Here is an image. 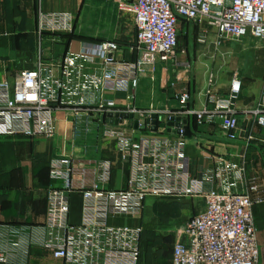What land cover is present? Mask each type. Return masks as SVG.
Here are the masks:
<instances>
[{"label": "built area", "instance_id": "2783aa9c", "mask_svg": "<svg viewBox=\"0 0 264 264\" xmlns=\"http://www.w3.org/2000/svg\"><path fill=\"white\" fill-rule=\"evenodd\" d=\"M115 2L118 10L133 17L136 36L130 50L136 52L135 62L116 58V42L87 43L61 62V75L53 73L51 63L39 60L31 69L15 74L12 81L0 80V137H43L51 141L56 133L54 112L65 110L88 120L101 140L114 142L127 172L125 186L112 190L107 188L110 161L51 158L49 177L54 184L46 192L44 234L39 245L65 264H139L142 228L108 226L107 218L138 217L149 197L203 199L204 211L177 231L173 264H258L252 216L257 202L239 191L244 183V166L227 154L210 153V145L196 137V147L213 165L193 177L186 154L189 139L184 135L182 120L195 117L198 125L219 120L227 138L250 145L255 141L252 127L264 128V84L258 105L245 112L244 128L239 127L237 118L241 82L236 74L226 97L214 91L215 80L210 75L205 90L209 106L198 112L187 108V90L177 96V109L120 106L109 96L132 94L142 76L153 75L157 63L170 69L177 81L187 82L191 64L178 59L176 53L185 24L204 23L213 29L216 48L244 41L259 46L264 42V0ZM72 23L70 14H38L40 34L71 33ZM206 37L203 33L199 43L203 44ZM180 54L185 56L186 51ZM170 122L174 125L168 126ZM72 193H78L84 202L79 225L69 221ZM4 263L6 259L0 255V264Z\"/></svg>", "mask_w": 264, "mask_h": 264}, {"label": "crops", "instance_id": "0c3cea01", "mask_svg": "<svg viewBox=\"0 0 264 264\" xmlns=\"http://www.w3.org/2000/svg\"><path fill=\"white\" fill-rule=\"evenodd\" d=\"M41 11L70 14L73 18L72 32L40 34L38 14ZM203 33L207 37L201 44L199 38ZM135 36L132 15L118 10L115 0H0V80L12 81L15 74L31 69L39 60L51 63L53 73L61 75V62L68 55L81 51L87 43L116 42L119 45L116 58L126 63L135 62L136 52L130 50L134 47ZM245 42L250 45L248 41ZM226 44L219 48L222 49ZM205 47H215L214 30L207 28L204 23L185 24L178 39L177 54L180 56L181 51L185 50L192 60L187 82L177 81L170 69L157 63L153 75L142 76L139 87L132 94L118 92L109 97L120 106L129 105L141 110L177 109V95L187 90V108L198 112L209 106L205 96L208 77L213 75L214 91L226 97L236 74L241 82L236 100L237 118L239 127L244 128L245 112L258 105L264 84V42L253 51L250 77L243 79V70L239 67L231 77L222 79L220 86L216 82L218 76L202 62V58L206 57L205 52H202ZM202 65L207 69L205 73L202 72ZM54 116L56 133L51 141L43 137H0V255L6 259L4 264H65L39 245L44 234L42 227L46 218V192L54 184L49 177V158L53 152L56 151L58 156L110 161L111 180L107 188L117 190L125 186L127 172L120 163L114 142H105L106 145L99 150L86 144L76 145L72 140L75 139L72 131L76 129V124L85 125L87 129L95 126L65 110L55 111ZM220 125L219 120L211 125H198L195 117L187 119L190 137L186 154L191 174L198 177L203 170L213 165L206 153L196 147V137L210 145V153L227 154L244 166V183L239 191L257 202L252 207V216L259 250L258 264H264V128L254 125L255 141L246 145L239 139L233 141L227 138ZM141 133L146 134L145 131ZM253 186L258 188L252 191ZM150 198L144 201V209L151 207ZM192 200H170L171 206L176 209V219L180 221L177 224L183 225L192 216L204 211L203 199H200L202 204ZM83 208L82 197L78 193L70 194V223H82ZM144 209L138 217L111 215L106 224L142 228L139 264H171L174 236L156 234L151 229L150 212ZM121 219L138 220V223L133 226L117 224ZM162 222V227L173 226L168 219Z\"/></svg>", "mask_w": 264, "mask_h": 264}, {"label": "rangeland", "instance_id": "374dc122", "mask_svg": "<svg viewBox=\"0 0 264 264\" xmlns=\"http://www.w3.org/2000/svg\"><path fill=\"white\" fill-rule=\"evenodd\" d=\"M255 50V47L253 45H248L245 41L243 43H231L226 44L222 49L221 48H208L205 47V49H202V52H205L206 57L202 58V62L206 64L209 67L210 72L215 73L216 76H218V80L216 82L218 83V86L221 85L222 79H226L228 77H231V75L240 67L242 71V77L243 79H248L250 77V68L252 65V56L253 51ZM177 53V52H176ZM178 59L186 60L190 64L192 63L189 55L186 52L185 56H178ZM202 72L205 73L207 70L206 67L202 65ZM197 85H199L196 82ZM197 85H194L197 86ZM203 87V86H202ZM182 94V93H181ZM177 96H180L177 95ZM77 127L72 131V135L75 139V144H82V145H88L93 147L94 149L99 150V148H103L106 143L105 141L101 140L98 135V130L96 128H89L87 129L86 126H81V124H76ZM95 129V130H94ZM72 143V142H71ZM51 154L50 160L53 157H57L58 155ZM152 200L151 207H145L146 212H150L149 218L151 222V229L155 230L156 234L162 233L164 236H174V240L172 242V259L171 264H173V254L175 249V238L178 229L182 224H177L178 221L176 219L175 215V207L171 206L170 200H178V199H169V198H150ZM191 201V200H190ZM193 202H196L197 204H202V201L200 199H194ZM183 202V201H182ZM168 219V222H172V225H169L168 227H162V221ZM138 223V220H127V219H121L117 222L119 225H136ZM177 229V230H176Z\"/></svg>", "mask_w": 264, "mask_h": 264}, {"label": "water", "instance_id": "95a60500", "mask_svg": "<svg viewBox=\"0 0 264 264\" xmlns=\"http://www.w3.org/2000/svg\"><path fill=\"white\" fill-rule=\"evenodd\" d=\"M125 118H134V119H137V116H132V115H126ZM152 118H155V115L152 116ZM176 121H179V119H176ZM153 124H155V122H153ZM182 124L184 125V135L188 138L190 137V132L188 130V126H187V120H182ZM174 124L172 122H170L168 124V126H173ZM175 126H178V124H175ZM136 127V125H135ZM152 131H155L156 128L155 127H152L151 128Z\"/></svg>", "mask_w": 264, "mask_h": 264}, {"label": "trees", "instance_id": "16d2710c", "mask_svg": "<svg viewBox=\"0 0 264 264\" xmlns=\"http://www.w3.org/2000/svg\"><path fill=\"white\" fill-rule=\"evenodd\" d=\"M142 253V252H141ZM140 257H141V255H140Z\"/></svg>", "mask_w": 264, "mask_h": 264}]
</instances>
